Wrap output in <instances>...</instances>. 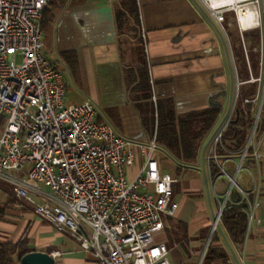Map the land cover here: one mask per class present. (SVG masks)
Instances as JSON below:
<instances>
[{"label":"crops","instance_id":"0c3cea01","mask_svg":"<svg viewBox=\"0 0 264 264\" xmlns=\"http://www.w3.org/2000/svg\"><path fill=\"white\" fill-rule=\"evenodd\" d=\"M130 1L54 0L46 10V16L51 18L44 30L48 58L57 68L62 64L91 96L82 103L91 100L101 121L111 124L116 119L124 124L122 120L133 111L148 138L147 143L140 144H158V134L150 138L146 128L152 124L154 132H158V107L162 111L172 109L177 117H186L216 104L220 108L218 126L231 101L236 102L238 80L227 41L208 12L196 0H134L139 28L136 30L135 21L128 19L121 29L118 16H132ZM248 18L246 21L241 16L243 23H247L245 30L259 27L252 23V14ZM142 70L151 84L149 106L143 100L142 89H135ZM62 73L66 79L65 71ZM115 96L123 104L116 105ZM147 119H151L148 125ZM251 145L254 152H260V159L252 155L243 161L227 157L222 161L226 173L219 178L237 179L242 171L248 174L249 182L238 186L253 195V219L243 246L233 249L243 264H264V132L254 135ZM208 148L205 164L211 201L203 178L202 152L192 165L181 170L179 162L168 152L174 163L169 168L176 170L177 175L193 170L199 173L184 181L177 200L179 211L176 216L165 218V228L156 237L167 244L171 264H223L206 259L211 245L228 251L231 258L227 264H237L223 234L218 227L214 228L228 189L225 183L213 187L207 169ZM144 161V154L139 153L137 163L128 170L130 178L137 175ZM159 164L166 172L168 166L164 161ZM216 231L219 240L212 242ZM16 243H22L30 252H60L56 264H98L92 252L83 250L74 237L57 232L40 219L34 206L17 196L13 184L0 178V245Z\"/></svg>","mask_w":264,"mask_h":264},{"label":"built area","instance_id":"2783aa9c","mask_svg":"<svg viewBox=\"0 0 264 264\" xmlns=\"http://www.w3.org/2000/svg\"><path fill=\"white\" fill-rule=\"evenodd\" d=\"M196 1L224 35L238 80L226 15L235 13L241 32L247 25L242 15L248 21L252 14V23L260 26L257 7L264 0ZM51 2L0 0V178L13 184L17 196L33 205L40 219L92 252L98 264H171L167 244L156 237L165 228V218L179 211L180 203L173 200L177 179L162 171L154 158L155 143L148 146L120 136L111 124L99 121L90 101L66 106V81L45 53L41 26ZM238 95L239 82L236 99ZM235 104L208 146V169L215 160L222 174L226 171L217 151ZM256 125L241 161L247 157ZM139 153L145 156L144 164L130 178L128 170ZM253 156L260 159L261 154L255 151ZM22 170L26 178L8 173ZM230 179L214 228L237 185L236 176ZM238 188L240 201L247 200L249 193ZM51 255L56 259L60 252Z\"/></svg>","mask_w":264,"mask_h":264},{"label":"trees","instance_id":"16d2710c","mask_svg":"<svg viewBox=\"0 0 264 264\" xmlns=\"http://www.w3.org/2000/svg\"><path fill=\"white\" fill-rule=\"evenodd\" d=\"M53 2L54 0L51 5ZM129 5L132 16H129L130 18L118 16L119 26L123 29L128 19H131L135 21L133 23L135 29L138 30L139 16H137L135 1L131 0ZM47 11H45L41 22L43 31L47 29L51 20L50 16H46ZM230 18L233 20L231 25L229 24ZM234 24L235 26L231 27ZM225 26L237 69L239 95L236 99L232 119L224 132L222 145L217 151L219 162L230 156L236 159L241 158V153L245 149L256 123L255 135L264 132V32L259 27L241 32L234 12L227 14ZM135 89H142L143 100L149 106L152 103L151 84L145 70L139 72V81L135 85ZM153 110L155 112V109ZM158 113L157 142H160L175 157L179 162L180 170L182 167H189L187 165H192L199 158L203 147L217 127L220 108L215 104L202 113L186 117H177L169 108L162 111L158 107ZM99 121L101 120L99 119ZM253 154L254 150L250 145L246 158ZM209 172L212 181L220 177L222 172L215 160L209 162ZM240 197L239 191L235 193L232 191V198L227 202L220 221L223 231L235 250H239L246 240L249 225V203L253 201L252 194H249L247 200L240 201ZM217 240H219V234L216 231L212 242ZM29 252L22 243L1 244L0 264H18L20 258ZM230 258L226 249L212 245L206 254L207 260L219 261L223 264H227Z\"/></svg>","mask_w":264,"mask_h":264},{"label":"rangeland","instance_id":"374dc122","mask_svg":"<svg viewBox=\"0 0 264 264\" xmlns=\"http://www.w3.org/2000/svg\"><path fill=\"white\" fill-rule=\"evenodd\" d=\"M259 11H260V14H261V16H260L261 25L259 26V28H261L263 30V32H264V4H261ZM230 22H233L232 18H230ZM233 26H235V24L232 25L231 27H233ZM238 26H239V24H238ZM239 29H240V27H239ZM240 31H241V29H240ZM232 45H233V43H232ZM45 50H46V48H45ZM17 62L21 63L20 55L17 56ZM59 65L60 66H58V69L61 72H62V70H64L65 73H66L65 81H66V85H67V89H68L67 98H66V106L68 107L70 105L81 104L84 99H86L87 97H91L81 88V86L79 85L78 82L74 81V79L71 77V75L68 74V72L66 71L64 66L62 64H59ZM114 99L117 100V101H114V103H116V105L123 104V102H121V99L119 97L115 96ZM90 102H92V101L90 100ZM101 111H103V110H101ZM131 112L133 113V111H131ZM132 113H131V115H129L127 117L126 120L125 119L122 120V122H124V124L120 123L116 119H113L111 121V125L116 129V131L118 132V134L120 136L126 137V138L131 139V140H133L135 142H138V143H142V142L143 143H147V141H148L147 134L142 131V129H141L142 127L140 126L138 119H136L134 113L133 114ZM150 120L151 119H147L146 120L147 125H148V123H150ZM152 126H153L152 124H149L148 127L146 126V128L149 129L150 138H154L155 134L156 135L158 134V132H156V131H155L156 133L154 132V128H152ZM156 145H157V148L154 151V158L156 160H158V162L159 161H161V162L164 161V163L168 166L167 169H166V172L172 174L175 177L177 175V171L174 170L173 168H169L170 166H172L174 164L173 160L171 159L172 157H170L168 155V151L166 150V148L160 142H158V144L156 143ZM227 169L229 170V166L228 165H227ZM193 172H195V170L190 171V172L189 171L188 172L185 171L184 173H182L180 175H177V177H179V179L174 184L175 191L173 193V200H175V201L178 200L179 201V195H181V190H182V188L184 186V181L185 180H187L188 178L199 176L198 172H196V173H193ZM8 173L10 175L14 176V177H17V178H23L24 176H26V170L9 171ZM236 181H237L238 184L234 185L232 187L233 193H235V192H237L239 190V188H238L239 184L244 186L247 182H249V176H248V174H246V172L242 171L237 176ZM224 183H225V185H227V189L229 190L231 185H232V182H231L230 178H222L221 177V178L218 179L216 185L217 186H222Z\"/></svg>","mask_w":264,"mask_h":264},{"label":"water","instance_id":"95a60500","mask_svg":"<svg viewBox=\"0 0 264 264\" xmlns=\"http://www.w3.org/2000/svg\"><path fill=\"white\" fill-rule=\"evenodd\" d=\"M234 72H235V70H234ZM233 104H234V102L232 100L225 117L222 119L220 124L217 126L216 130L211 135V137L209 138V140L205 144V146L203 148V151H202V171H203V178H204V181H205V186H206V189H207V194H208L209 201H211V196H210V185H209V180H208L207 171H206V164H205V151H206L207 147L209 146L210 142L212 141L214 135L217 133V131L220 129V127L223 125V123L225 122V120L227 119L229 114L231 113V111L233 109ZM252 134H253V132H252ZM216 219H217V216L215 217V220ZM217 227H218L219 231L223 234L224 239H225L227 245L229 246L236 263L237 264H243L239 260L235 250L233 249V247L231 246L229 240L225 236V234H224V232H223V230H222V228H221L219 223L217 224ZM19 263L20 264H56V259L51 254H49L47 252L32 251V252H29V253L25 254L23 257H21L20 260H19Z\"/></svg>","mask_w":264,"mask_h":264},{"label":"bare ground","instance_id":"6f19581e","mask_svg":"<svg viewBox=\"0 0 264 264\" xmlns=\"http://www.w3.org/2000/svg\"><path fill=\"white\" fill-rule=\"evenodd\" d=\"M247 26V25H246Z\"/></svg>","mask_w":264,"mask_h":264}]
</instances>
